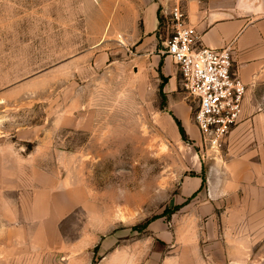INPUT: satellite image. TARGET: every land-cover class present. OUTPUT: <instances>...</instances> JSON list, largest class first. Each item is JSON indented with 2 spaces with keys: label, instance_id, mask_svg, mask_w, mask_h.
Listing matches in <instances>:
<instances>
[{
  "label": "rangeland",
  "instance_id": "obj_1",
  "mask_svg": "<svg viewBox=\"0 0 264 264\" xmlns=\"http://www.w3.org/2000/svg\"><path fill=\"white\" fill-rule=\"evenodd\" d=\"M135 2L0 0V217L17 205L30 217L49 190L68 203L59 230L83 246L81 264H264V187L233 181L211 198L226 142H205L178 82L192 124L180 134L138 48ZM161 15L163 57L172 27ZM254 100L251 144L264 145V84Z\"/></svg>",
  "mask_w": 264,
  "mask_h": 264
},
{
  "label": "crops",
  "instance_id": "obj_2",
  "mask_svg": "<svg viewBox=\"0 0 264 264\" xmlns=\"http://www.w3.org/2000/svg\"><path fill=\"white\" fill-rule=\"evenodd\" d=\"M135 1L140 28L138 48L143 57L153 56L159 73L167 79L164 88L170 97L169 108L184 128L192 125L191 112L183 99L173 95L179 82L177 68L171 57H162L154 48L160 15L169 14L180 3L203 46L212 49L231 46L234 68L246 84L247 93L241 121L226 140L223 164L213 167L207 175L209 194L211 198L225 194L233 181L240 180L252 179L257 186L264 187V145L251 144L253 123L261 120L254 115L257 106L254 93L264 84V0ZM66 205L52 191L40 190L33 196L30 217L21 205L14 207L10 215L0 217V264H81L78 253L83 246L66 245L59 230ZM88 251L87 263L92 256Z\"/></svg>",
  "mask_w": 264,
  "mask_h": 264
},
{
  "label": "built area",
  "instance_id": "obj_3",
  "mask_svg": "<svg viewBox=\"0 0 264 264\" xmlns=\"http://www.w3.org/2000/svg\"><path fill=\"white\" fill-rule=\"evenodd\" d=\"M168 16L172 34L164 41L162 54L177 68L180 90L195 107L192 120L201 137L219 149L241 121L247 86L234 68L230 45L203 46L180 3Z\"/></svg>",
  "mask_w": 264,
  "mask_h": 264
},
{
  "label": "trees",
  "instance_id": "obj_4",
  "mask_svg": "<svg viewBox=\"0 0 264 264\" xmlns=\"http://www.w3.org/2000/svg\"><path fill=\"white\" fill-rule=\"evenodd\" d=\"M163 20H164L163 15H160V22H162ZM162 77H163V82L164 83L161 85V88H160L161 91L164 89V85H165L166 80H167L164 76H162ZM170 114L173 116V118H174V120H175V122H176V124H177V126L179 128L180 134L185 139V137H186V131H185V128L183 127L181 121L175 115H173V113H170ZM205 182H206L205 175H202V185L200 186V188L196 192L200 191L203 188V185H204ZM181 208H182V205H176L173 208V211H171V212L165 211L164 214L167 215V216H170L171 214L175 213L176 211L180 210ZM157 218H159V216H154L151 219L147 220L144 223V225H137L135 228H137V229L140 228L141 230H143V229L147 228Z\"/></svg>",
  "mask_w": 264,
  "mask_h": 264
}]
</instances>
